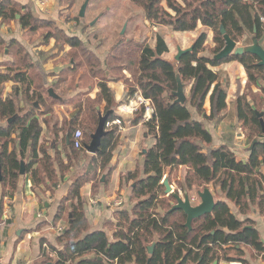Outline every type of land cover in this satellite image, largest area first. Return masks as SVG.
I'll use <instances>...</instances> for the list:
<instances>
[{
	"label": "trees",
	"instance_id": "trees-1",
	"mask_svg": "<svg viewBox=\"0 0 264 264\" xmlns=\"http://www.w3.org/2000/svg\"><path fill=\"white\" fill-rule=\"evenodd\" d=\"M131 2L143 9L146 19L152 24L171 27L175 32H193L199 24L211 29L214 32L215 54L226 46L219 32L222 25L237 43L248 34L258 40L264 35V0ZM23 9L13 0H2L0 19L9 22L19 15L24 30H37L36 26L40 25L37 21L40 20H36L31 12L22 13ZM32 21L34 24L36 21L37 25H32ZM40 22L53 24L51 21ZM207 38V34H201L193 45V51L184 55L177 67L163 58L169 52L165 42L154 49L146 44H138L135 50L127 47L134 43L132 40L126 41L125 37L117 43L110 56L113 64L106 61V68L111 66L112 70H120L116 64L130 61L129 64L136 66L134 73L138 76L130 84L120 105L141 94L152 108L151 113L146 111L145 106L136 112L135 123L144 122L148 136L154 139L145 155L144 177L141 178L138 173L127 176L128 180L136 183L130 198L136 205L131 213L128 210L117 211V226L120 230L114 232V241L104 231L90 232L81 189L93 177L98 179L96 172L107 170L112 162L119 138V126H114L106 129L108 136L103 139L99 153L94 155L86 173L71 186L59 207L52 223L55 226L60 223L66 225L64 228L57 227L62 229L57 237L59 247L47 241L42 242V256L37 264H148L149 260L151 264H219L221 260L248 264L242 244L252 247L259 255L264 254V242L255 222L251 219H238L225 201H217L213 213L194 220L191 229L186 226L187 216L182 211L169 213L172 207L168 205L163 216L159 213L164 202L162 198L165 196V188L162 182L167 170L187 168L190 173L185 180L189 189H208L212 185L234 203L241 214L249 213L252 206L264 216V141L260 140L264 134L257 115L260 111L250 105L247 98L249 95L239 96L237 100V116L242 127L251 132V145L257 141L246 162L240 161L236 153L226 147L206 151L205 146L213 141L212 135L204 123L193 119L190 111V108H194L198 114L204 115L205 104L209 102L210 116L206 117L213 119L226 110L227 91L212 67L237 61L246 70L250 89L256 86L264 93V66H258L259 58L250 54L231 55L220 61L202 57ZM1 42L5 43L3 39H0ZM65 44L71 50L84 48L83 42L76 36L66 35ZM88 54L89 74L93 78L102 76V82L98 85L100 93L95 100H86L85 110L80 107L78 117L65 128H55L52 141L59 144L61 139L64 153L57 152L54 157L49 154L50 147L42 139L43 128L40 123L41 116L50 112L42 111L46 97L51 98L49 94L44 96L40 85L35 88V80L28 77L29 70L35 65H19L15 69L0 71V88L6 83H14L12 96L3 98L0 94V124L11 121L6 127L0 126V168L3 178L0 184L9 198L12 199L17 191L21 162L27 158L30 150L31 161L26 165L25 172L33 176L34 187L44 185L48 189L56 188L60 180L64 179V173H67L65 168L80 158V154L88 155L85 146L91 143V135L99 125L101 112L97 107L100 100L107 101L109 110L115 106L113 92L105 83L101 61L94 54ZM75 66L79 64L74 58ZM177 75H180L185 88L190 86V100L185 105L175 103L176 97L173 96L178 86ZM21 85L25 90L21 89ZM30 94L33 97L30 98ZM19 95L31 101L33 114L19 115L16 101ZM116 120L121 121V118L112 113L108 122ZM77 130L83 133L81 149L74 146ZM17 133L19 149L15 147L17 138L14 137ZM63 154L67 158L66 165ZM54 167L61 174L57 175ZM98 189L99 180H96L93 192L96 193ZM170 200L175 199L171 196ZM167 204L170 203L167 201ZM153 243H156V248L153 256H149L147 246ZM45 244L56 254L57 260L49 256ZM231 251L236 253L237 259L230 257Z\"/></svg>",
	"mask_w": 264,
	"mask_h": 264
},
{
	"label": "crops",
	"instance_id": "crops-1",
	"mask_svg": "<svg viewBox=\"0 0 264 264\" xmlns=\"http://www.w3.org/2000/svg\"><path fill=\"white\" fill-rule=\"evenodd\" d=\"M1 1L2 0H0V2ZM13 1L16 2L19 7H24L22 10L23 12H31L36 20H49L51 22H58V18H51L49 17L51 16L50 14H46L51 13V10L49 9L54 7L51 5V0H44L46 2L45 8L47 7L45 11L40 10V5L31 0ZM50 5L52 7H50ZM58 6L59 8L61 7L60 2ZM144 22L146 25L154 28V31L157 34L155 36V40L157 42L156 45L151 43V39L147 41L146 45H149L154 49L156 46L165 42L169 47V52L164 54L163 58L173 63L170 58L172 52L171 43L168 42L167 39L165 40V36L162 37L160 34H167V32L170 30V27L152 24L147 19H145ZM5 23L6 22H3L0 19V24L4 25ZM1 31L2 29H0V38H2L4 41H18V36H6L8 37L7 39ZM124 32H126V29ZM203 33L207 34L208 38L205 46L206 52L204 51L201 56L210 58L211 56L208 54L209 50L215 47L214 33L211 29L204 27L202 24H199L198 28L193 32L171 31V34L168 35L172 38V40L177 41L178 48L185 50L192 47L195 41ZM75 36L79 37L82 42H84V39H86V35L84 34ZM138 36H140V34ZM122 37L123 35L121 34V38L117 43L121 41ZM253 38L254 36L248 34L243 38L242 42H247L246 46L251 45V39ZM131 40L132 37L129 35L127 37V41ZM259 42L264 48V35L261 37ZM240 43H238L240 46L244 45L243 43ZM116 45L117 44L109 49H104L106 50L105 55H97L98 58L101 59L102 69L105 71V83L113 92V101L115 106L109 110L107 101L100 100L97 110L99 109L102 115L113 111L115 115L121 118V125L119 126L117 132L119 137L118 144L113 152V159L108 169L104 170L103 172L99 170L98 173L100 176H98V179L93 177L90 182H87L81 189V196L85 202L84 208L86 210L88 208V211L90 212V216L88 217L89 225L91 227L90 232L104 231L106 234H108V231L105 227V224L108 222V220L115 221V215L105 213L103 211V207V209L97 207V203L105 202L108 197H110L109 199H114L116 195H122L124 196V199L126 197L131 198L132 189L135 182L124 178H127L130 173H135L137 170L142 172L141 178L144 177V151L148 150L146 141L148 142L151 139V137L147 134L148 131L144 125V122L135 123L137 119L136 112L141 106H145L148 113L152 112L150 102L143 99L141 94H138L136 99L120 105L127 94V85L125 84V81L119 80L117 77H115L113 74L114 70L110 71L106 69L104 60L106 59L107 54L113 52ZM69 49L70 47L66 50ZM101 49L102 48L98 45L88 47V50H90L92 54H96L97 51ZM102 57L104 59H102ZM35 68L36 71L38 70V73L41 76L42 84L40 86L42 87L41 90L44 92V96L48 94L50 89H53L55 94L60 97V99L57 100L49 96L51 98V102L54 105L49 108L50 112L48 111V114H45L40 118V123L43 128V139V136L46 133L52 134L53 136L55 128L58 130L63 129L73 120H75L80 114L79 108L82 107L83 111L85 110L86 100H95L97 98L100 93L98 85L102 81L99 78H93L92 76L89 77L88 72H86L85 75L84 72H81V75L78 76V79L74 84L72 82L73 75L74 72H76L75 68H78L76 66L74 67V60L70 61L69 64L67 63V66H55L53 64L42 63L37 64ZM211 69L219 75L220 84L227 91V108L218 117L210 119L207 117L210 116L211 106L210 103L207 102L204 107V115H200L194 108H190L193 119L204 123L212 135L213 141L210 145L205 146L206 151H213L218 150L221 147H226L235 152L240 161L246 162L250 156V145L249 140L244 134L239 137L237 133L238 130L242 131V124L237 116V100L239 96L246 94L244 91L249 86L248 75L244 66L237 61L223 63L221 65L212 67ZM9 86L11 87L10 93L12 94V87L14 86V83H10ZM66 86H70L67 90V96H62L56 92V87L64 89L67 88ZM250 90L253 94H258V92H261V89L257 88L256 86H252ZM186 95H188L187 92ZM2 96L4 95L2 94ZM247 98L250 105L256 107L255 100H253L251 96H247ZM189 100L190 98H188V102ZM147 108H150V110H147ZM42 111H45L44 108H42ZM44 120H46L47 123H45ZM18 137L19 134L17 133V135L14 137L17 138L15 144L17 149H19ZM260 140L264 141V135L260 137ZM46 141V145L50 147L49 154L52 157H54L57 152L64 153V147L62 145L61 139L59 144H56L50 140V138H46ZM142 146L146 148H143ZM139 150L142 154L141 157L137 156V151L139 152ZM31 152V150L28 151L27 158L23 160L25 167L31 161ZM89 155L92 157H89L91 159H89L84 165L85 168H78L77 172L73 173L72 175L64 173V179L60 180V183L56 188L51 187V189H48L44 185L38 188L34 187L35 181L33 176L30 173L25 172V175H20L17 191L14 197L11 199L5 193L6 190L4 191L3 185L0 184V264H37L42 256V242L47 241L48 243L59 247L57 243L58 235L56 234V230L57 227L64 228L66 225L60 223V225L55 226L52 223H54L53 221L58 213L59 207L64 198L67 197L71 186L81 176H83L82 174L86 173L90 161H92L94 158V155ZM63 159L66 165L67 158L64 154ZM54 168L57 172V175L61 174V172L56 167ZM185 169L187 170V168ZM262 172L264 173V169H262ZM96 180H99V189L96 193H94L93 186L96 184ZM130 184L131 187H127V185ZM219 200L227 202L233 213L241 221L246 219L253 220L256 224V229L259 231L264 242V216L259 213L256 207L251 206L249 213L241 214L236 205L228 201L225 195L222 193H220V198H218L217 201ZM120 210H123V208ZM114 212L112 211V213ZM49 225L51 227H49ZM53 228L56 229L53 230ZM107 236L110 237L109 235ZM110 239L111 241H114L113 235ZM45 246L48 245L45 244L44 248ZM46 250L50 252L49 247ZM261 256H264V254ZM54 259L57 260L56 257H54ZM220 263L228 264L223 260H221L219 264Z\"/></svg>",
	"mask_w": 264,
	"mask_h": 264
},
{
	"label": "rangeland",
	"instance_id": "rangeland-1",
	"mask_svg": "<svg viewBox=\"0 0 264 264\" xmlns=\"http://www.w3.org/2000/svg\"><path fill=\"white\" fill-rule=\"evenodd\" d=\"M40 1L36 2L40 5ZM89 1V5L86 11L85 18L79 17V12L81 11V8L83 4ZM59 2L61 3V7L59 8ZM51 5L54 7L49 10H51L50 14L51 18H58V22H52L53 24H46L42 23L40 21H37V30L32 31L31 29L24 30L22 26L20 25V18L6 22L4 25L0 24V29H2L1 32H3L4 36H18V41H15V43L5 41V43H0V71H4L7 69H15V67H18L21 65V67L25 64L32 65L34 64L35 67L37 64H53L55 66H63L67 63L69 64L70 61L74 60L76 63L79 64L77 66L76 72H74L73 80L72 82L75 84L78 76L81 75V72H84V75L86 72L89 73L87 68L88 58L90 57L89 53H92L90 50H88V47L92 46H100L102 49L97 51L96 54H94L97 58L99 55L103 56L105 55L104 49H109L121 38V34L126 29V32L123 37L127 39V37L130 35L132 37V41L134 45L127 46L131 47V50H135V46L138 44H146L148 40H152L151 43L153 45H156L155 36L157 35L154 31V28L150 27L149 25L145 24V13L142 8L135 5L131 2V0H51ZM50 5V7H52ZM163 6L167 9L166 4L164 3ZM41 7L40 10L45 11L47 7L45 6H39ZM62 9V10H61ZM22 13H26L22 11ZM48 17V16H47ZM78 18L80 20H78ZM49 21V20H48ZM32 25H35L34 22H31ZM94 23V24H93ZM93 24V25H92ZM170 30L166 33H160L161 36H165V40L167 39L168 42L171 43L172 52L170 55V58L172 60V64L177 67L178 62L176 61V56L178 55V44L177 41L172 40V38L168 35L171 34V31H174L171 27ZM159 30V29H158ZM159 32V31H158ZM214 33V32H213ZM79 34L86 35V39H84L83 46L84 48L81 49H74V50H66L68 45L65 44V36H75ZM137 34V35H136ZM140 34V36H138ZM49 37V38H48ZM8 39V37H6ZM2 39V38H0ZM243 40V39H242ZM242 40L240 42H242ZM252 40V39H251ZM127 41V40H126ZM239 42V43H240ZM243 43V42H242ZM240 43V44H242ZM242 47H246L247 42L243 43ZM248 46V45H247ZM100 49V48H99ZM184 50V49H183ZM206 52V49L204 50ZM113 53H109L106 56L105 62L108 61L111 65L113 64L112 57L110 56ZM211 57L210 59H214L217 54L214 53V48H211L208 53ZM98 55V56H97ZM96 59V58H95ZM100 61L101 59L98 58ZM102 59H104L102 57ZM45 61V62H44ZM130 61H125L123 64L119 63L116 64L119 66L120 70H114L113 74L117 79L125 81V84L127 85V89H130V84L135 82L137 74L134 73L136 66H132L129 64ZM171 63V62H170ZM124 67V68H121ZM33 67L28 72V77L30 79L35 80L36 85L35 88H39L41 83V76L38 73V70L36 71V68ZM107 70H112L111 66L106 68ZM124 69V70H122ZM87 76V75H86ZM91 77V75H88ZM100 79H102V76H99ZM71 82V83H72ZM12 82H9L8 84H5L4 86H1L0 88V94H3V98L6 96H12L10 93L11 87L9 84ZM129 83V84H128ZM22 90H25L24 86H20ZM67 88H57L56 92H58L62 96H67ZM13 88V87H12ZM13 92V91H12ZM42 92V91H41ZM186 92L188 98H190V86L186 87ZM44 93V92H43ZM247 95L251 96L253 100H255L256 108L260 111V113H263L264 110V93L258 92V94H253L250 90V86L246 88L244 91ZM5 97V98H6ZM33 97L30 94V98ZM17 106L19 109V115L23 116L26 113L33 114V104H31V101L27 99L26 96L19 95V98L17 97ZM37 104V102L35 103ZM54 105L51 100L47 99L45 100V105L43 106L44 110L47 111L49 108ZM21 110V112H20ZM45 121V120H44ZM10 122H3L0 124V126H8ZM97 128V127H96ZM95 128V130H96ZM94 130V132H95ZM93 132V133H94ZM241 134L245 135L246 138L249 140V145L251 147V141L249 139L251 132L247 128L242 127ZM44 140L46 141V138H50V140H53L52 134H45L43 136ZM153 137L147 142V147L150 148L153 144ZM47 142V141H46ZM143 148H146L142 146ZM141 147V148H142ZM249 147V148H250ZM88 154V153H87ZM82 155V156H81ZM140 150L137 151V156L141 157ZM80 158H76L65 170H67L68 174H73L77 172L78 168L82 169L84 165L88 162L89 154L84 155L80 154ZM138 161V158H137ZM91 163V161H90ZM85 168V167H84ZM83 168V169H84ZM94 172V171H93ZM135 173H138V175L142 176V172L140 170H137ZM188 169L185 168H176L173 170H167L166 175L169 176V183L171 187L173 188V191L177 194H179L182 198L185 195H189L191 198H197L199 192H203L205 189H197V187H193L192 189H189L186 184V177L189 175ZM84 175V174H82ZM97 176H100L99 173L96 172ZM90 177V176H88ZM165 178V177H164ZM127 179V178H124ZM125 183V182H123ZM136 184V183H135ZM127 187H131L130 185H127ZM212 194L215 197V200L217 201L218 198H220V191L218 188H214L212 185H210V188H208ZM164 197L162 198L163 205L159 209L160 215H164L167 211V206H171V203H175V200H170L171 196H168L165 194L164 189ZM108 199L105 202H98L97 207H100L103 209L105 213H110L115 215V221H109L105 224V227L107 228L108 234L111 238V236L114 234L115 231H119L120 228L119 222H118V213L117 211L122 209L128 210V212H132L134 206L136 205V202H133L130 200V198H125L122 195H116L115 199L120 201L121 206L119 208H112L111 206H108V201L112 200ZM167 201L170 204H167ZM85 209V213L87 215V218L90 216V212ZM121 210V211H123ZM102 211V210H101ZM112 211L114 213H112ZM49 227H51L49 225ZM90 227V225H89ZM91 228V227H90ZM56 228H53V230ZM56 234L58 235V229L56 230ZM111 240V239H110ZM152 246V244L148 245L147 247ZM241 248L244 252V258L247 260L248 264H264V256H261L257 254V252L250 246H246L244 244L241 245ZM51 253V252H50ZM149 255V253H148ZM230 257L237 259L236 253L231 251L229 252ZM150 256V255H149ZM103 258V257H102ZM221 264V263H220ZM224 264V263H223ZM228 264H240L237 262H230Z\"/></svg>",
	"mask_w": 264,
	"mask_h": 264
},
{
	"label": "water",
	"instance_id": "water-1",
	"mask_svg": "<svg viewBox=\"0 0 264 264\" xmlns=\"http://www.w3.org/2000/svg\"><path fill=\"white\" fill-rule=\"evenodd\" d=\"M88 5H89V1H86L83 4L81 11L79 13L80 18H85ZM17 18L19 19L20 16L18 15ZM219 32L222 35L223 39L225 40L226 46L220 53H218L215 56V60L220 61L225 58H228L231 55L242 56L245 54H250V55H254L259 58L258 66L260 67L264 66V48L260 45V42L256 37L252 39L251 45L242 47L237 42H235L234 40L230 38V36L227 34V31L223 25L220 27ZM255 33H257L256 30H255ZM124 34L125 32L123 31L122 35ZM192 51H193V46L185 50L179 48L178 55L176 56V61L179 62L184 55L191 53ZM177 85H178L177 91L173 92V96L176 97L175 103L185 105L188 102V98L186 95L185 85L180 75H177ZM48 94L50 95V97L54 99H57V100L60 99V97L55 94L53 89H50L48 91ZM36 107H38V104H36ZM112 113L113 111H110L105 115H102V113H100L99 125L96 131L91 135V143L85 146V149L89 154L97 155L99 153L100 148L102 146L103 139L108 136V132L106 131V124ZM257 115L260 119V123H261L263 134H264V113L257 112ZM237 133L239 137L242 136L240 130H238ZM256 144H257V141H254V143L249 148V152L253 150ZM146 154H147V151L145 150L144 155ZM20 175L21 176L25 175L24 161L21 162ZM2 179H3L2 172L0 168V182H2ZM135 185L136 184L133 185V188L135 187ZM162 185L165 188V194L168 196H172L175 199V203H171L172 209L169 211V213H173L175 211H182L187 216L186 226L189 229L192 228V223L194 220L200 219L208 214L213 213L215 206H216V200H215L214 195L209 189H205L203 192L198 193V197L200 198V203L197 206H194L191 202V197H189L188 194L182 198L179 194L173 191V188L171 187L169 183L168 175L165 176L162 182ZM155 248H156V243H153L152 246L148 247V253L150 256H153ZM148 264H151L150 260L148 261Z\"/></svg>",
	"mask_w": 264,
	"mask_h": 264
},
{
	"label": "built area",
	"instance_id": "built-area-1",
	"mask_svg": "<svg viewBox=\"0 0 264 264\" xmlns=\"http://www.w3.org/2000/svg\"><path fill=\"white\" fill-rule=\"evenodd\" d=\"M31 1L39 2V0H31ZM40 5L45 6L46 2L40 1ZM147 110H150V108H147ZM120 125H121V121H119V120H116L114 122H107L106 129H112L114 126H120ZM82 140H83V133L81 130H77L75 132V135H74V146L76 149H81L83 147ZM191 202L195 206V205L200 203V198L199 197L191 198ZM108 206H111L112 208H119L121 206V204H120L119 200L114 198L108 202ZM61 232H62V229L60 228L58 230V234H60ZM45 249H48V246H45ZM50 252H49L50 257H52V258L56 257V254L54 252H51V253Z\"/></svg>",
	"mask_w": 264,
	"mask_h": 264
},
{
	"label": "flooded vegetation",
	"instance_id": "flooded-vegetation-1",
	"mask_svg": "<svg viewBox=\"0 0 264 264\" xmlns=\"http://www.w3.org/2000/svg\"><path fill=\"white\" fill-rule=\"evenodd\" d=\"M198 205V204H197ZM197 205H195V206H197Z\"/></svg>",
	"mask_w": 264,
	"mask_h": 264
}]
</instances>
